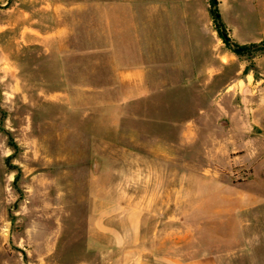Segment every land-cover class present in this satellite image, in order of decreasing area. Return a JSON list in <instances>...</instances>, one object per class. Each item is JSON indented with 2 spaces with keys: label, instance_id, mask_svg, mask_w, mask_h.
<instances>
[{
  "label": "rangeland",
  "instance_id": "obj_1",
  "mask_svg": "<svg viewBox=\"0 0 264 264\" xmlns=\"http://www.w3.org/2000/svg\"><path fill=\"white\" fill-rule=\"evenodd\" d=\"M212 8L0 0V264H118L136 206L154 250L263 264L264 0Z\"/></svg>",
  "mask_w": 264,
  "mask_h": 264
},
{
  "label": "crops",
  "instance_id": "obj_2",
  "mask_svg": "<svg viewBox=\"0 0 264 264\" xmlns=\"http://www.w3.org/2000/svg\"><path fill=\"white\" fill-rule=\"evenodd\" d=\"M260 110L264 115V104L261 106ZM261 196L264 208V191ZM155 210H159V207L154 209L151 207L147 209L142 206L133 207L131 210H127L123 214H117L115 217L117 220L116 226L109 224V219L105 220L104 216L101 217L100 223L102 230L111 235L114 239V243L118 247L117 250L119 254L115 258L118 264H219L217 261L218 257L213 254L187 259L174 256L173 253L175 249L170 246L168 247L165 245L163 250L160 247L159 250H154L152 247L146 246L144 237V212ZM108 214L109 213H107V215ZM254 223L259 224L261 227L264 226L263 219L259 223ZM155 233L157 234V229L154 230V234ZM171 236L170 232H168V234L166 233L164 240ZM253 240H261V247L264 246V235L260 239L248 238L246 239V244L251 245V248L247 247L248 249L246 250V253L253 252L252 245H254L253 243H256L253 242ZM262 255L264 256V254Z\"/></svg>",
  "mask_w": 264,
  "mask_h": 264
},
{
  "label": "trees",
  "instance_id": "obj_3",
  "mask_svg": "<svg viewBox=\"0 0 264 264\" xmlns=\"http://www.w3.org/2000/svg\"><path fill=\"white\" fill-rule=\"evenodd\" d=\"M211 1L213 5V8L211 10L212 18H213V21L215 22L216 29L219 30L220 27H223L224 23L222 21V17H221L219 10L216 8L217 0H211ZM222 37L224 38V40L226 41L228 40V38L224 37V35H222ZM240 48L244 49V47H240ZM261 49H264V47H261Z\"/></svg>",
  "mask_w": 264,
  "mask_h": 264
},
{
  "label": "water",
  "instance_id": "obj_4",
  "mask_svg": "<svg viewBox=\"0 0 264 264\" xmlns=\"http://www.w3.org/2000/svg\"><path fill=\"white\" fill-rule=\"evenodd\" d=\"M224 37H227V35L225 33H223ZM237 50H241V48H237Z\"/></svg>",
  "mask_w": 264,
  "mask_h": 264
}]
</instances>
